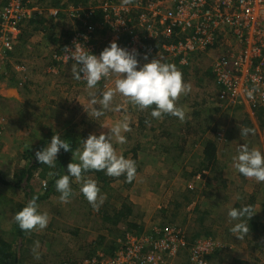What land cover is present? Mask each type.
<instances>
[{"label": "rangeland", "instance_id": "rangeland-1", "mask_svg": "<svg viewBox=\"0 0 264 264\" xmlns=\"http://www.w3.org/2000/svg\"><path fill=\"white\" fill-rule=\"evenodd\" d=\"M30 1L31 6L37 8V21L31 27L25 25L28 30L24 40L28 41L21 43L14 59L0 75V116L5 121L0 132V173L8 182V185H0V232L11 233L14 230L15 237L19 239L14 229L16 209L34 196L39 198L41 210L49 215L45 230L27 232L25 246L15 245L22 254L23 264H62L70 260L80 264L98 257L104 261L129 247L130 243L145 245L143 255L146 258L138 264H154L151 258L161 257V252L152 250V245H160L169 238L166 236L168 230L180 232L191 245L190 248L179 249L171 264H191V248L206 240L216 245L210 253V264H236L240 257L245 263L264 264V246L259 251L258 246L252 245V235L239 239L230 231L233 223H230L228 212L235 207L237 198L234 185L228 186L223 180L225 177H220V169L227 163L233 164V156L238 154L240 146L246 144L249 148L258 147L264 151V118L250 116V124L245 110L250 106L238 107L237 104L229 105L227 100H219L221 88L216 81L213 64L218 58L228 55L229 48L235 49V42L220 41L201 54L192 53L187 58L188 65H180L181 59L177 61L175 57L159 53L148 55V60H139L142 66L160 56L165 62L169 59L167 61L182 71L185 81L191 85L190 93L178 101V106L186 114L183 121L170 115V118H153L151 109L138 110L118 92L114 94L111 110L97 118L92 109L97 107L99 110L100 106L91 105L90 98L102 91L114 90L116 77L103 80L96 88L89 89L86 81L72 76L74 62L59 63L63 50L73 39L72 35L81 31L76 26L78 13L83 12L81 9L89 12L83 7L85 3L92 6L94 0H89V3L84 0H55L60 10L57 17L50 14L47 4L39 0ZM4 2L0 0V4ZM77 5L80 7L76 8ZM101 33L95 41L99 54L109 46L108 33ZM140 41L141 52L151 47L147 37ZM156 41L158 45L159 41ZM78 42L88 49L84 41L78 39ZM119 46L132 50L127 39L121 40ZM16 67H23L24 71L17 72ZM124 120L130 129L122 133L126 142L120 144L113 137V144L118 155L136 161L137 175L129 183L125 176L110 177L103 171L97 174L95 170L87 173L86 178L97 181L105 195V201L98 209H94L80 191L83 181L75 178H71L73 195L67 202L59 199L60 193L56 188L47 196L55 169L47 165L35 173L28 190L17 186V175L27 164L28 152L35 154L39 143H49L56 133L66 139L67 135L59 132L60 129H68L69 135L76 140V150L82 147V139L86 140L91 134H108L109 128ZM243 127L254 129V134L242 137ZM208 141H213L217 147L215 173L207 169L212 166L204 156ZM183 150L185 152L179 154ZM69 156L68 164L77 162L72 152ZM183 161L186 163L184 168ZM173 164H177V169ZM55 167H58L57 161ZM199 175L201 181L197 182ZM246 184V193L240 195L245 200L239 198L241 205L254 198H250L249 191H252L256 196L254 216L263 218L264 182L257 183L249 178ZM123 205L130 206L132 210L128 220L118 226L105 223L104 217L114 215ZM238 240L242 245H235ZM36 241L40 247L34 253ZM235 247L239 248L235 250ZM168 255L166 253L159 264H165L163 261L169 260Z\"/></svg>", "mask_w": 264, "mask_h": 264}, {"label": "built area", "instance_id": "built-area-1", "mask_svg": "<svg viewBox=\"0 0 264 264\" xmlns=\"http://www.w3.org/2000/svg\"><path fill=\"white\" fill-rule=\"evenodd\" d=\"M99 8L103 11V25L108 30V45L113 41L119 44L128 37V47L139 53L140 61L145 60V54L159 53L181 59V65H188L190 54L203 53L220 41H234L235 49L229 48V54L213 64L221 88L219 100H227L229 105L245 104L250 106L251 112L256 107L264 109V0H101ZM36 10L30 0H5L0 4V75L6 69L9 53L20 39L22 24L32 19ZM58 12L51 10L50 14L57 17ZM139 37L140 40L147 37L151 47L141 52ZM72 38L67 48L74 50L75 43L81 39L89 51L99 55L95 26L87 25L86 30L74 33ZM160 45L162 50L158 48ZM63 51L59 63L73 62ZM253 87L257 92L250 98L247 92ZM4 122L0 116V132ZM198 178L201 179V175ZM167 235L169 238L160 245H152V250L161 252V257L151 258L154 264L161 263L166 253H169V260L163 262L171 264L179 249L191 246L180 232L168 230ZM215 246L211 240L197 243L190 250L191 264H210L207 256ZM144 248L140 243H130L111 259L102 261V257H98L80 264H138L146 258Z\"/></svg>", "mask_w": 264, "mask_h": 264}, {"label": "clouds", "instance_id": "clouds-1", "mask_svg": "<svg viewBox=\"0 0 264 264\" xmlns=\"http://www.w3.org/2000/svg\"><path fill=\"white\" fill-rule=\"evenodd\" d=\"M99 1L101 0H94L89 8L93 10L98 8L103 14L99 8ZM103 29L106 30L104 26L100 30L97 29V37ZM106 31L107 34L108 30ZM64 50L66 58L74 62L72 76L76 80H85L89 89L96 88L103 80L116 77L114 90L108 89L90 98L91 105L100 106L99 110L97 107L92 109L97 118L103 116L106 110H111L114 94L118 92L128 98L138 110L151 109L150 114L153 118L162 119L170 115L181 121L185 119L186 114L178 106V101L190 93L191 85L185 81L182 71L174 63L165 62L159 56L141 66L136 50L123 48L115 41L98 56L79 42L75 43L74 50L67 47ZM144 59H149L147 54L144 55ZM256 92L257 89L253 87L247 94L254 98ZM109 129L108 134L101 133L99 136L91 134L86 140L82 139V147L75 151L66 139L56 133L42 151L35 153L39 163L50 168H55L61 149L71 151L73 158L77 160L69 163L67 174L56 180V190L60 193L61 201L67 202L72 197L71 178H75L77 181H83L80 191L93 208L98 209L104 203L105 195L101 193L97 181L86 178V174L92 170L103 171L110 177L125 176L129 183L135 180L136 161L118 155L113 144V137L120 144L126 142V137L122 133L130 130L128 122L126 120L117 122ZM249 134H254V129L241 128L242 137ZM233 166L244 177L252 178L257 183L264 182V151L258 147L249 148L246 144L240 146L238 154L233 156ZM38 199L34 196L16 213L15 221L21 230L39 232L48 227L49 215L41 210ZM255 214L251 205L231 208L228 212L230 223H233L230 231L239 239H243L250 231L249 221ZM39 247L40 243L36 241L33 252L35 253Z\"/></svg>", "mask_w": 264, "mask_h": 264}, {"label": "trees", "instance_id": "trees-1", "mask_svg": "<svg viewBox=\"0 0 264 264\" xmlns=\"http://www.w3.org/2000/svg\"><path fill=\"white\" fill-rule=\"evenodd\" d=\"M39 1L41 3H45L48 6H50V10H58L59 11L58 14L60 13V10L57 9L59 7L55 3V0L54 1L51 0L52 2L49 4L47 3V1H49V0H39ZM84 1H87V3H89V0H84ZM111 1L118 2L119 0H111ZM89 5L90 4L85 3L83 8H87L89 11L93 10V9L89 8V7H91ZM85 6H88V7H85ZM77 7H80V5L79 6L77 5L76 8ZM81 10L83 12L80 13V15L78 13V16L75 19L76 20V26L78 25L79 28L81 29V31L86 30L87 25L95 26L96 30L97 29L100 30V28H102L104 26L103 25L104 16H103L102 12L98 10V8H94V10L91 12H84L87 10H83V9H81ZM79 12H81V11H79ZM87 14H88V16H87ZM37 18H38V16H36V14H35V15H33L32 19L26 20L22 24L20 39L16 43L13 50L9 53L7 61L5 62V68L14 59V56L17 53L18 48L21 45V43L28 41V39L24 40V36L26 34V31L28 30L27 26H25V25H28L29 27H31L34 23H36ZM103 32H107V31L105 29H103L101 34H104ZM71 34H72V32H71ZM124 39L129 40L128 37H125ZM167 60H169V59H167ZM167 60H166V62L172 63L171 61H167ZM177 61H179V59ZM15 69L17 72L24 71L23 67H20V68L16 67ZM81 81H85V80L81 79ZM243 105L245 106V104H242V103L237 104L238 107H242ZM247 112H248V117L252 116V114H253L255 119H259L260 117L264 118V109L263 108L261 109L260 107H256L254 110H252V113H251V110L248 108ZM249 119H248L249 120L248 123H250L252 118L250 117ZM60 131H61V133H64V135H67V137H66L67 142L71 145L72 149L75 150L74 147L76 145V140L73 139L71 135H69L68 129L67 130H61L60 129L59 132ZM49 137H50V135H49ZM47 145H48V143H46V141L45 142L41 141L39 143L37 151H42ZM70 153H71V151H64L63 149H61V151L58 155V158H57L58 167L57 168L55 167V169H54L53 176L51 178L50 184H49L48 189H47V193H46L47 196H49L51 193H53L52 189L56 188V180L60 176H63L65 174V172L67 170V166H68L67 162H68V159L70 157L69 156ZM216 154H217L216 144L213 141L206 142L205 150H204V156H205V159H206V162L208 163V165L212 166L210 169L211 171H213V168L217 162V155ZM71 162H73V161H71ZM43 166L44 165L40 164L39 161L36 159L35 154L28 152L27 164L25 165V167L22 170H20L19 174L17 175V183H16L17 186L24 187L26 190H28L30 182L34 178L35 173L40 172L41 169L43 168ZM207 169H209V168H207ZM44 171H46V169ZM93 171L94 170L89 171L88 174L92 173ZM214 171H215V169H214ZM97 174H99V171L97 172ZM44 175H43V177H45ZM122 179H124V177H122ZM0 185H8V182L2 177L1 173H0ZM252 197H254V198L251 200V202H248L246 205H251L254 208V205H255L254 199L256 197L255 193L251 194L250 198H252ZM26 205H27V203L24 205H19V207H18V209H16V211L19 212ZM237 206L240 207L241 205L237 204ZM131 213H132V210H131L130 206L123 205V207L120 210L116 211L114 213V215L105 216L104 220H105V223L109 222L110 224L112 223L113 225L115 224V226H118L120 224V222L127 221L129 216H131ZM15 228H16V230H15L16 236L19 238L18 240L14 235V230L11 233L0 232V264H23L22 254L20 253V251H17L18 247H15V245H21V247H22L25 244V240L27 238L26 237L27 232L21 230L16 221H15L14 229ZM249 228H250V231L247 235L253 236L254 240L252 241L253 242L252 245L258 246L259 251L260 250L262 251L263 250L262 248L264 246V217L262 218V217L253 216L251 218V220L249 221ZM16 240H17V242H16ZM211 258H212L211 255L207 256L208 260H211ZM63 263L64 262H62V264ZM70 263L77 264V262L71 261V260H70ZM235 263L240 264V261L237 260ZM24 264H26V263L24 262Z\"/></svg>", "mask_w": 264, "mask_h": 264}, {"label": "crops", "instance_id": "crops-1", "mask_svg": "<svg viewBox=\"0 0 264 264\" xmlns=\"http://www.w3.org/2000/svg\"><path fill=\"white\" fill-rule=\"evenodd\" d=\"M73 36V35H72ZM198 55V54H197ZM246 110L248 111V108H246ZM252 113V112H251ZM252 116H253V114H252ZM166 117H168V118H170V116H166ZM167 151L169 150V149H166ZM180 150H181V148H180ZM185 152V150H183V152H179V154H182V153H184ZM184 160V159H183ZM185 165H186V163H184V161H183V165H182V167L184 168L185 167ZM173 166H175L176 167V169H177V164H173ZM174 169V168H173ZM209 169H211V167L209 168ZM216 171H217V169H216ZM214 173H215V171H214ZM221 173V174H220ZM220 173L218 172V173H216L218 176H219V174H220V177H225V179H223V180H225L228 184V186H231V185H234V188H235V199L237 198V201H236V203H235V207H238L237 206V204L239 205H241V203L242 202H240V199L242 200V199H244V197L243 196H240L241 194H243L244 192L246 193V188H245V186L247 185L246 183L248 182V179L249 178H246V177H244L243 175H241V174H239L238 173V171L234 168V166H233V164H230V163H227V165H226V167H222L221 169H220ZM216 175V176H217ZM208 176V175H207ZM203 177H204V175H203ZM195 181H201V179H199L198 177H197V179L195 180ZM135 184L137 185V181L135 182ZM255 191V190H254ZM253 191V192H254ZM239 192H240V194H239ZM249 192H251V194H252V191H249ZM239 194V195H238ZM240 198V199H239ZM245 200V199H244ZM243 200V201H244ZM251 202V201H250ZM186 233H187V231L185 230V229H183ZM240 242L241 241H237L236 243H235V245H242V244H240ZM236 249L235 250H237V248H239V247H235ZM237 252V251H236ZM235 252V253H236ZM240 256V255H239ZM239 261H240V264H250V263H245V261H244V259L242 258V257H240V259H239Z\"/></svg>", "mask_w": 264, "mask_h": 264}]
</instances>
